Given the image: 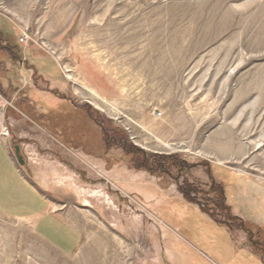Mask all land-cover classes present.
<instances>
[{
    "label": "rangeland",
    "instance_id": "rangeland-1",
    "mask_svg": "<svg viewBox=\"0 0 264 264\" xmlns=\"http://www.w3.org/2000/svg\"><path fill=\"white\" fill-rule=\"evenodd\" d=\"M0 38V142L80 236L0 214V264H152L161 229L250 261L195 209L264 259V0H0Z\"/></svg>",
    "mask_w": 264,
    "mask_h": 264
},
{
    "label": "crops",
    "instance_id": "crops-1",
    "mask_svg": "<svg viewBox=\"0 0 264 264\" xmlns=\"http://www.w3.org/2000/svg\"><path fill=\"white\" fill-rule=\"evenodd\" d=\"M189 206L192 207V205ZM195 210L200 212L205 219L214 223L213 219L210 220L206 213ZM0 214L8 218L31 220L34 229L40 236L62 250L71 251L77 247L80 238L79 232L64 222L56 210L50 208L48 199L18 170L2 142H0ZM216 223L232 236L233 242L240 244L232 245L231 255L233 256V251L236 254L242 250L251 257L249 258L250 261H236L233 258H226L219 246L215 244L198 245L186 241V244L176 245L177 236H172L174 239L172 241L168 230L161 229L160 232L163 235L160 245L161 259L152 264H264V259L260 254L255 252L250 244L245 243L241 238L242 236L236 237L231 226L224 222ZM166 240L172 243L169 246L164 245ZM174 256H178L180 261H174Z\"/></svg>",
    "mask_w": 264,
    "mask_h": 264
},
{
    "label": "trees",
    "instance_id": "trees-1",
    "mask_svg": "<svg viewBox=\"0 0 264 264\" xmlns=\"http://www.w3.org/2000/svg\"><path fill=\"white\" fill-rule=\"evenodd\" d=\"M1 39V38H0ZM182 195L189 201V202H194V200L192 199V198H190V196H189V194H188V191H182ZM223 200V199H222ZM223 209H225L226 211H227V216H229V213H228V207L226 206V207H222ZM204 211V213H206L210 218H212L214 221H216V222H221L222 223V221L221 220H217L216 219V217L214 216V215H212V214H210V213H208L207 211H205V210H203ZM230 217V216H229ZM233 217V219H238V217H235V216H232ZM227 226V225H226ZM254 245H256V242L254 243Z\"/></svg>",
    "mask_w": 264,
    "mask_h": 264
},
{
    "label": "water",
    "instance_id": "water-1",
    "mask_svg": "<svg viewBox=\"0 0 264 264\" xmlns=\"http://www.w3.org/2000/svg\"><path fill=\"white\" fill-rule=\"evenodd\" d=\"M13 149H14V155L16 157L17 162L22 165L24 163V161L22 160L21 156L19 155V146L18 145H13Z\"/></svg>",
    "mask_w": 264,
    "mask_h": 264
},
{
    "label": "built area",
    "instance_id": "built-area-1",
    "mask_svg": "<svg viewBox=\"0 0 264 264\" xmlns=\"http://www.w3.org/2000/svg\"><path fill=\"white\" fill-rule=\"evenodd\" d=\"M26 31H22V36L20 37V41H24L26 39Z\"/></svg>",
    "mask_w": 264,
    "mask_h": 264
}]
</instances>
